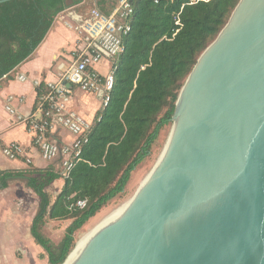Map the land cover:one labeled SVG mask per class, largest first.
I'll return each mask as SVG.
<instances>
[{"label":"water","instance_id":"1","mask_svg":"<svg viewBox=\"0 0 264 264\" xmlns=\"http://www.w3.org/2000/svg\"><path fill=\"white\" fill-rule=\"evenodd\" d=\"M173 122L156 168L72 264H264V0H240Z\"/></svg>","mask_w":264,"mask_h":264},{"label":"trees","instance_id":"2","mask_svg":"<svg viewBox=\"0 0 264 264\" xmlns=\"http://www.w3.org/2000/svg\"><path fill=\"white\" fill-rule=\"evenodd\" d=\"M82 2H0V80L31 57L62 11ZM239 2L133 0L132 30L124 51L113 60L111 100L96 113L82 159L68 176L56 166L0 173L1 187L11 179H25L40 197L31 234L46 251L49 264H62L77 244L75 233L125 190L132 172L151 154L160 131L173 123L183 85ZM101 3L108 6H98L105 14L115 6L114 0ZM62 177L65 183L53 201L46 188ZM79 200H86V205L78 207ZM47 218L70 220L58 243L43 232Z\"/></svg>","mask_w":264,"mask_h":264},{"label":"crops","instance_id":"3","mask_svg":"<svg viewBox=\"0 0 264 264\" xmlns=\"http://www.w3.org/2000/svg\"><path fill=\"white\" fill-rule=\"evenodd\" d=\"M99 4L108 8L107 5L101 3V0H83L81 4L73 6V10L86 15L91 8L98 7ZM66 16L67 14L62 11L56 17L44 41L31 57L0 80V142L6 144L17 141L26 149V156L18 159H10L0 152V173L7 170L44 169L48 166H56L61 170L60 158L53 161L45 160L38 148L32 144V134L26 124L18 121L17 116L12 114L7 106L11 105L17 113L21 114L32 112L38 103L41 87L47 82L57 81L60 73L59 65L68 64L71 61V53L76 47L77 35L63 24ZM102 62H108V69L106 71L100 70L98 67L97 69L106 74L112 60H102ZM21 74L25 76L24 79L19 78ZM35 80L41 82L40 87L35 85ZM10 96H12V100L8 101ZM67 105L69 109L77 111L88 121H93L97 111L101 108V100L96 94L84 92L75 87L74 93L67 99ZM49 138L60 145L70 144L74 141V136L59 124H55L51 129ZM26 157H30L32 162L27 163ZM24 183L21 178H14L9 180L7 187L0 185V264L16 263L14 251L22 245L29 249L27 253L29 259L33 257L32 249L35 251L31 244L34 243L41 247L31 234L32 222L40 207V197L27 183ZM64 183L65 179L62 177L51 184L55 186V192L51 196L53 201L60 193ZM50 186L46 188L49 193ZM48 220L54 221V223L63 221V219L47 218L43 227V232L46 235ZM65 221L66 229L70 220L66 219ZM47 236L54 242H58L53 237Z\"/></svg>","mask_w":264,"mask_h":264},{"label":"built area","instance_id":"4","mask_svg":"<svg viewBox=\"0 0 264 264\" xmlns=\"http://www.w3.org/2000/svg\"><path fill=\"white\" fill-rule=\"evenodd\" d=\"M114 1L115 6L110 14H105L97 6L91 8L86 15L76 12L74 7L65 9L67 16L63 24L77 35L71 61L59 65L57 81L47 82L41 87L38 103L32 112L21 114L11 105L7 106L8 110L17 116L18 121L26 124L32 134V144L38 148L45 160L60 158L65 176H68L75 164L82 159L83 147L89 141L94 122L69 109L67 99L76 87L84 92L96 94L101 100V109L108 106L115 82L116 66L113 60L124 51V40L132 30L135 13L133 1ZM102 60H112L106 74L97 69ZM19 78L24 79L25 76L21 74ZM34 83L38 87L41 86L39 80ZM11 100L12 96L8 98V101ZM98 120H101L100 116ZM55 124L67 129L74 136V141L64 145L52 141L49 132ZM0 152L10 159L26 156V149L17 141L6 144L0 142ZM26 161L31 163L32 159L26 157ZM76 205L84 207L86 200H79Z\"/></svg>","mask_w":264,"mask_h":264},{"label":"rangeland","instance_id":"5","mask_svg":"<svg viewBox=\"0 0 264 264\" xmlns=\"http://www.w3.org/2000/svg\"><path fill=\"white\" fill-rule=\"evenodd\" d=\"M99 64L97 65V67L100 68V70L102 69L103 71H106L108 69V62H100ZM173 124L174 122L171 125L165 126L160 131L157 140L152 146L151 154L147 158H145L138 165V167L132 172L131 178L125 190L119 195H117L115 198H113L107 205H105L102 208L101 211L98 212V214H96V216L91 218L87 224H85L81 229H79L75 233L76 243H78L82 238L84 239L87 235H89L93 230V228L99 223V221L104 216L108 215L113 210L118 208L121 204H123L141 186L143 181L150 175V173H152L162 153L165 150V147L170 137V133L173 128ZM21 180L22 182L26 183L24 179ZM53 192H55V186L51 185L50 186L51 196L53 195ZM65 227H66L65 220L55 223L54 221L48 220V225L46 227L47 235L53 237V239L58 240V242H60L64 236L63 233H65L64 232ZM31 247L34 248L35 251ZM31 247L30 248L33 251V257H31V259H29L27 256V253L29 251L27 247L25 248V246L22 245L20 246V248L16 249L14 251V255L16 257L15 260H17V262L14 264H49L47 253L43 248L37 246L34 243L31 244Z\"/></svg>","mask_w":264,"mask_h":264},{"label":"bare ground","instance_id":"6","mask_svg":"<svg viewBox=\"0 0 264 264\" xmlns=\"http://www.w3.org/2000/svg\"><path fill=\"white\" fill-rule=\"evenodd\" d=\"M170 140H171V133H170V137H169V140H168V142H167V145H166V147H165V150L167 149V147H168V145H169V143H170ZM165 150H164V152H165ZM164 152L162 153V155L164 154ZM162 155H161V157H162ZM161 157H160V159H161ZM160 159H159V161H160ZM159 161L157 162L156 166L158 165ZM156 166H155V168H156ZM150 175H151V173H150ZM150 175H149V176H150ZM149 176H148V177H149ZM148 177H147V178H148ZM147 178H146V179H147ZM146 179H145V180H146ZM145 180H144V181H145ZM144 181H143V182H144ZM142 184H143V183H142ZM142 184H141V185H142ZM97 214H98V213H97ZM95 216H96V215H95ZM106 216H107V215H106ZM104 217H105V216H104ZM104 217H103V218H104ZM103 218H102V219H103ZM102 219H101V220H102ZM101 220H100V221H101ZM100 221H99V222H100ZM97 225H98V224H97ZM97 225H96V226H97ZM96 226H95V227H96ZM95 227H94V228H95ZM94 228H93V229H94ZM91 232H92V231H91ZM82 240H83V238L77 243V245H78ZM77 245H76V246H77ZM76 246H75V248H76ZM75 248L73 249L72 253L70 254V256L68 257L67 261H66L64 264H72V263L77 259V255H76Z\"/></svg>","mask_w":264,"mask_h":264}]
</instances>
